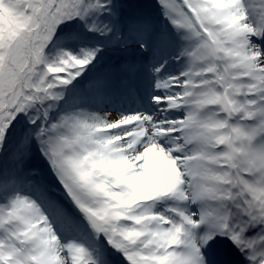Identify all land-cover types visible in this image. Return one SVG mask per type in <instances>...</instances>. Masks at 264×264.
<instances>
[{"label": "snow or ice", "instance_id": "obj_1", "mask_svg": "<svg viewBox=\"0 0 264 264\" xmlns=\"http://www.w3.org/2000/svg\"><path fill=\"white\" fill-rule=\"evenodd\" d=\"M156 6L0 0V264H264V0Z\"/></svg>", "mask_w": 264, "mask_h": 264}, {"label": "rangeland", "instance_id": "obj_2", "mask_svg": "<svg viewBox=\"0 0 264 264\" xmlns=\"http://www.w3.org/2000/svg\"><path fill=\"white\" fill-rule=\"evenodd\" d=\"M134 3H139L143 5L144 7L142 8L143 11H146L150 13L151 15L155 16L158 13V8L156 6V0H133ZM106 61H115L116 57L114 56H106L105 57Z\"/></svg>", "mask_w": 264, "mask_h": 264}]
</instances>
